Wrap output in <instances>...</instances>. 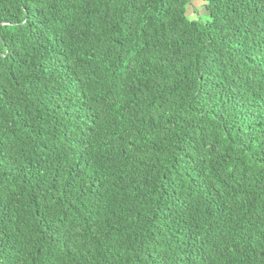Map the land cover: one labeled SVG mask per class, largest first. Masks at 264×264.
<instances>
[{"label":"trees","instance_id":"obj_1","mask_svg":"<svg viewBox=\"0 0 264 264\" xmlns=\"http://www.w3.org/2000/svg\"><path fill=\"white\" fill-rule=\"evenodd\" d=\"M0 0V264H264V0Z\"/></svg>","mask_w":264,"mask_h":264},{"label":"rangeland","instance_id":"obj_2","mask_svg":"<svg viewBox=\"0 0 264 264\" xmlns=\"http://www.w3.org/2000/svg\"><path fill=\"white\" fill-rule=\"evenodd\" d=\"M196 12L197 16H201V20H206V12L203 6V0H190V5L188 9V15H194Z\"/></svg>","mask_w":264,"mask_h":264}]
</instances>
